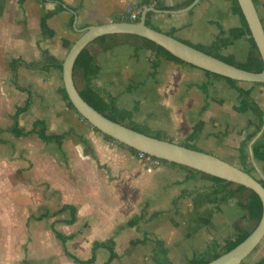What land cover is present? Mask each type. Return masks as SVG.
Segmentation results:
<instances>
[{
    "label": "crops",
    "instance_id": "1",
    "mask_svg": "<svg viewBox=\"0 0 264 264\" xmlns=\"http://www.w3.org/2000/svg\"><path fill=\"white\" fill-rule=\"evenodd\" d=\"M140 1L142 0H24L23 2L0 0V49L7 55L6 75L11 84L6 89L18 91L16 97L18 96L19 99H24L20 93L25 94L24 102L28 92L20 89V85L30 87L34 93L31 107L19 116L20 126H22L21 116L29 113L36 103L35 97L37 92L40 93L39 85L46 86L41 85L38 79L40 75L48 79L58 74L62 77V72L57 68L44 71L20 63L14 71L10 62L20 58L26 61L40 60L44 49L64 59L71 45L78 38V33L80 34L77 28H83L86 24L115 20L125 12L129 3L137 4ZM188 1L190 0H152L151 5L159 2L173 7ZM256 5L264 24V0H257ZM153 12L151 22L162 31L173 32L176 37L195 44L208 45L219 39L223 54L232 55L238 60H244L247 56L249 34L242 24L240 15L233 10L232 0H200L188 11ZM126 47L128 48L124 52L126 64L122 66L118 61V55L123 54L119 53L118 48ZM152 58L151 50L135 48L127 43L104 50L96 57L100 66L97 84L103 90L116 94L118 105L121 96L125 95L128 99L132 96L131 101L125 99L124 103L128 104L127 109H132L136 105L134 121L138 125L161 131L169 139L193 144L198 149L212 152L242 166L240 143L254 129L252 123L258 122L248 98L240 95L226 78L213 76L194 64L175 63L162 58L154 76ZM34 75L38 76L35 80L31 79ZM239 85L251 90V95L264 110V83L240 81ZM22 104L19 102L15 104L11 118L17 106ZM47 104H50V101ZM69 110L68 117H64L66 127L63 130L52 131L49 125L48 130L55 133L67 132L66 138L72 136L76 139V143L65 145V138L64 142L58 145L53 141L46 142L36 134L29 135H36L49 145H57V153L50 154L46 160L49 166L60 158L65 164L67 157L71 158L69 151L78 152L77 145L82 149L80 152L84 159L79 169L83 177L80 182L82 198L74 200L71 193L65 191L64 197L63 194L59 196L62 198L59 206L46 207L34 215L36 220H49V228L55 236V231H62L67 235L73 234L65 243L71 252L81 258H89L94 240H106L112 237L116 241L118 256L109 264H145V262L156 264L152 258L153 240L149 239L137 244L130 254L125 252L127 246L119 248V240L122 237L129 239L131 235L134 239L142 238L145 233L151 237L162 238L156 233L162 231L160 223L166 217L167 210L174 211L178 220L183 221L185 214L181 205L188 199L192 200L194 211L202 213L200 218L205 217L206 226L212 223L211 214L215 217L218 215L223 220L221 226L224 237H234L238 233L240 227L234 221L237 217L243 219V225L247 223L244 211L238 206L236 199L222 202L220 194L211 186L210 181L198 177L188 178L184 168L166 162L156 167L153 172L147 173L138 159L137 152L119 141L106 137L103 132L95 128L87 129L86 122L79 117L74 119L70 113L72 109ZM37 117L45 118L48 124L46 117ZM37 117L32 120L31 126ZM12 123L13 119L10 126ZM10 126L8 131L16 137H21L14 134ZM3 130L0 128V132ZM0 142L5 143L8 140L0 135ZM246 149L249 155L246 167L257 178L264 179V125L247 141ZM163 178L165 180L161 182ZM64 188L68 189V186ZM85 188L89 190L85 191ZM163 192L171 195V206L152 207L159 203L157 195ZM92 197L98 198L95 201ZM176 197L177 201L174 203L173 199ZM64 204L76 206L77 218L74 222H68L72 217L69 208L48 217L38 218L43 212L52 213ZM230 205L235 210L225 212L223 207ZM156 210L164 211L158 216L150 217ZM134 215H142V218L138 222L130 223ZM2 231H9L8 224ZM76 231H94L98 236L91 241L89 253L86 255H80L69 247V241L78 235ZM213 241L223 244L216 235L212 234L203 249L195 253L202 252ZM62 247L64 250L63 244ZM259 249L264 254V239ZM7 250L12 249L0 245L1 252ZM101 255L103 261H100ZM109 255L108 249L100 247L97 249L96 260L90 264H104ZM70 260L77 264L72 258ZM171 260L173 261L172 258ZM11 261L0 258V264H13Z\"/></svg>",
    "mask_w": 264,
    "mask_h": 264
},
{
    "label": "rangeland",
    "instance_id": "2",
    "mask_svg": "<svg viewBox=\"0 0 264 264\" xmlns=\"http://www.w3.org/2000/svg\"><path fill=\"white\" fill-rule=\"evenodd\" d=\"M118 49H120L118 50L119 53L123 54L118 55V61L123 66V64H126L124 52L128 48ZM6 71L7 55L1 52L0 49V128L4 129L0 132V135L8 140L5 143L0 142V245H6L9 249H12L11 251H0V258L3 257L9 262L12 260L13 264H75L65 254L61 241L50 230L49 220H36L34 215H37L46 207L59 206L62 202L61 194L64 197L65 191L71 193L74 200L82 198V184L80 182L83 177L79 170L84 159L80 152L82 149L77 145L78 152L69 151L71 158L68 159L67 157L65 164L62 163L63 159L60 158L49 166L46 160L50 154L55 155L57 153V145H49L36 135L16 137L8 131V127L12 122L10 115L15 109V104L17 102L24 103L25 94L20 93L24 99H19L18 96L16 97L18 91L10 88L6 89L8 85H11ZM36 78H38L37 75L31 77L33 80ZM38 79L41 81V85L46 86L39 85L40 93L37 92L36 103L29 110V113H26L23 117L21 116V125L26 129H30L32 120L35 117L44 116L48 119L50 130L61 131L66 127L64 117H68L70 111L62 91H60V88L58 89L63 84L62 77L58 74L47 79L40 75ZM125 99L131 101L132 96L129 99L125 95L120 98L119 105L127 108L128 104L124 103ZM48 101H50V104H47ZM70 113L74 116V119L79 117L74 110H71ZM85 122L87 129L95 127L88 121ZM71 143H76V139L68 136L65 145ZM138 159L147 173L153 172L156 167L165 163L161 161L158 165H152V170H148L149 164L145 163L139 156ZM100 165L102 166V164ZM164 180V178L161 179V182ZM66 185L68 189L64 188ZM84 190L89 189L85 188ZM157 196L155 197L159 198V203L152 207L169 208L171 206V195L163 192ZM97 198L92 197L93 200ZM194 203L196 202L194 201ZM181 207L185 214L183 221L178 220L175 212L168 209L166 217L160 223L162 231L155 232L165 240L170 250V256L176 264H183L193 253L202 250L212 234L216 235L221 243H224L227 239L222 234V231H224L221 226L223 220L218 215L215 217L211 214L210 222L212 221V223H208L209 226H206L205 217L200 218L202 213L194 211L192 200L183 201ZM223 208L225 212L235 210L232 205ZM234 221L239 224L238 227L244 226L242 224L243 219L237 217ZM6 224H8L9 231H2ZM76 232L78 235L75 239L69 241V247L80 255H86V253H89L91 241L98 236L94 231ZM126 239L122 237L119 240L120 249L128 246L134 237L131 235L129 239ZM261 242L245 258L247 263L251 264L264 256L259 249ZM100 261H103L102 255Z\"/></svg>",
    "mask_w": 264,
    "mask_h": 264
},
{
    "label": "trees",
    "instance_id": "3",
    "mask_svg": "<svg viewBox=\"0 0 264 264\" xmlns=\"http://www.w3.org/2000/svg\"><path fill=\"white\" fill-rule=\"evenodd\" d=\"M23 2L24 0H20ZM193 0H190L184 4L175 5L173 7H168L162 3L155 2L154 6L157 8H182L191 3ZM257 4V0H254ZM153 2L152 0H142L137 3L138 6H146L151 5ZM232 8L233 10L238 13L241 17L242 24L246 28L248 34H249V49L247 56L244 60H238L232 55H226L221 52V46L219 39L214 40L211 44H195L190 41L184 40L197 48H200L214 56H217L223 60H226L227 62H230L232 64H235L239 67L246 68L248 70L252 71H262L264 68V62L263 58L261 56L259 47L254 39V37L251 35V30L249 28V25L247 23V20L245 18V15L242 11V8L239 4L238 0H232ZM153 11H149L147 13V19L146 22L148 25L153 26L157 29L159 27L155 26L151 22V15L153 14ZM141 14V13H140ZM140 14L136 18V20L140 19ZM115 20H130L128 16L120 15ZM88 25V24H86ZM84 25V26H86ZM83 26V27H84ZM173 35V32H168ZM130 44L133 45L135 48H145L152 51V64H153V71L152 75H156V69L160 65V61L162 58H167L171 61H174L175 63H185V64H191L192 63L176 56L171 51L166 49L161 44L155 42L154 40L145 37L140 34L135 33H126V32H116V33H107L104 35H101L91 42H89L84 49L80 52L75 65H74V81L76 83V86L78 87L80 93L83 95V97L88 100L94 107H96L98 110L103 112L108 117L119 121L127 126L133 127L135 129L144 131L146 133L152 134L154 136H158L161 138H168L163 134L161 131H154L151 129H148L145 126H140L134 121V116L136 113V105L132 109L122 108L118 105V96L116 94L110 93L108 91L103 90L98 84H97V77L100 71V66L96 60L97 55L103 51L108 50L118 44ZM62 61L63 59H60L53 55L49 50L44 49L42 50V58L40 60H34V61H26L22 58L20 59H14L12 60L11 67L15 71L17 69L18 64H25L28 67L31 68H38L44 71L49 70L50 68H57L62 72ZM209 74L213 76H219L224 77L230 83L239 91L240 95L245 96L250 101V106L254 113L258 117V122L252 123L254 124V129L250 131L247 136L241 141L239 146V153H240V160L242 167L246 169L247 171L251 172L249 168L246 167L245 164H247L248 160V151L246 149V143L248 140H250L252 137H254L262 128L264 125V110L261 108L259 103L253 98L251 95V90L244 89L239 85V82L241 80L231 78L216 72H212L210 70H206ZM254 83H264V82H254ZM20 89L25 90L28 92V97L24 104L17 106L16 111L12 114L13 123L10 126V130L18 135H29V134H36L38 137L43 139L46 142H55L58 145H61L66 136L67 132L62 133H55V132H49L48 130V124L45 118L37 117L34 122L33 126L30 129H26L19 124V116L24 111L28 110L32 103H33V91L30 87H24L20 85ZM60 91H62L64 98L67 102V106L74 110L80 118H82L84 121H88L86 118H84L76 109L74 104L71 102V100L68 97V94L66 92V89L64 85L60 87ZM98 131H100L97 127H94ZM104 135L112 140H115L112 136L104 133ZM123 145H126L122 142H120ZM194 148H197L195 145L190 143H182ZM131 150L137 152V149L126 145ZM163 162L166 163H173L175 165H178L182 168H184L187 171V177L188 178H203L211 182V186L215 187L218 191V193L221 196V201H227L229 199H236L238 206L244 211V217L247 220V223L238 229V233L234 237H229L225 240L223 244L218 243L217 241H213L210 243L202 252L195 253L193 256L188 258L183 264H204L215 257L221 255L225 251L231 249L235 245H237L239 242H241L245 237H247L254 228L258 225L262 213H263V203L260 195L252 188L233 181L229 180L223 177H219L213 174H210L208 172L202 171L200 169L172 162L163 158H160ZM263 184L264 179L258 178ZM182 196V195H180ZM177 197L173 199V202L176 203ZM69 208L72 211V217L68 220V222H74L77 218V208L73 204H64L60 209L54 212L45 211L43 212L38 218H44L48 217L53 214H57L64 209ZM164 210H156L151 213L150 217H155L160 215ZM142 218V215H134L132 219H130V223L138 222ZM56 236L62 241V244L64 245V250L66 254L72 258L77 264H90L93 263L96 260L97 257V249L100 247H104L109 250L110 255L109 258L105 261L104 264H109L111 260L118 256V252L116 251V241L111 237L106 240H94L92 244V253L89 258H81L77 254L71 252L66 247V241L73 236V234H64L62 231H55ZM153 240L154 242V248H153V255L152 258L156 262V264H175L170 256H169V247L167 246L165 240L163 238L159 237H151L148 233H145V235L142 238H135L132 239L129 243V245L126 247L125 252L127 254H130L135 246L139 243H143L147 240ZM241 264H249L247 261L243 260ZM251 264H264V257H261L254 261Z\"/></svg>",
    "mask_w": 264,
    "mask_h": 264
},
{
    "label": "water",
    "instance_id": "4",
    "mask_svg": "<svg viewBox=\"0 0 264 264\" xmlns=\"http://www.w3.org/2000/svg\"><path fill=\"white\" fill-rule=\"evenodd\" d=\"M200 0H193L185 7L162 9L146 5L139 20H110L91 23L77 28L80 35L71 45L62 61V80L69 99L78 112L93 126L115 140L154 156L188 165L210 174L242 183L254 189L261 197L263 213L258 225L241 242L204 264H241L264 238V184L242 166L229 162L205 150L194 148L169 138H161L116 121L94 107L80 93L74 81V65L84 47L95 38L116 32L140 34L161 44L176 56L205 70H210L241 81L264 82L262 71H252L227 62L196 46L147 24L149 11H188ZM264 62V24L254 0H238ZM77 18V16H76Z\"/></svg>",
    "mask_w": 264,
    "mask_h": 264
},
{
    "label": "built area",
    "instance_id": "5",
    "mask_svg": "<svg viewBox=\"0 0 264 264\" xmlns=\"http://www.w3.org/2000/svg\"><path fill=\"white\" fill-rule=\"evenodd\" d=\"M141 6H138L134 3H129L125 9V12L122 14L124 16H128L130 20H136L139 14L142 11ZM138 156L145 162L148 163V170H152V165H158L161 163L160 157L154 156L152 154L146 153L144 151H138ZM163 162V161H162Z\"/></svg>",
    "mask_w": 264,
    "mask_h": 264
}]
</instances>
